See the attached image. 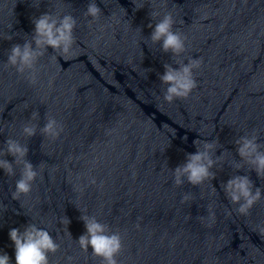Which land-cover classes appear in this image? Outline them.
<instances>
[{
	"label": "water",
	"instance_id": "obj_1",
	"mask_svg": "<svg viewBox=\"0 0 264 264\" xmlns=\"http://www.w3.org/2000/svg\"><path fill=\"white\" fill-rule=\"evenodd\" d=\"M139 2L145 6L134 11L132 0H96L103 14L89 25V0H0V147L10 136L28 144L34 166L42 162L19 201L11 199L19 169L16 177L0 169V254L11 264L9 231L29 222L59 244L49 264H69V257L71 264H100L76 242L85 232L81 213L120 233L118 264H264V199L245 216L220 188L249 167L237 172L243 161L235 140L256 130L264 142V0ZM151 10L172 13L174 30L186 37L185 62L202 60L186 99H163L158 74L172 61L147 39V25L160 18L151 20ZM47 11L77 19L76 43L67 58L49 48L31 84L6 66L7 55ZM35 111L31 123L42 127L47 114L63 126L58 139L22 135ZM215 138L216 155L223 153L215 179L175 186L171 170L196 152L193 140ZM250 178L264 186L255 172Z\"/></svg>",
	"mask_w": 264,
	"mask_h": 264
},
{
	"label": "clouds",
	"instance_id": "obj_2",
	"mask_svg": "<svg viewBox=\"0 0 264 264\" xmlns=\"http://www.w3.org/2000/svg\"><path fill=\"white\" fill-rule=\"evenodd\" d=\"M135 5L134 11L145 6L139 0H132ZM150 8L151 5L149 4ZM103 14L96 0H89L84 17L90 18L89 25L99 20ZM151 20L160 17L155 24L149 23L147 27L151 29L147 39L152 44H158L164 54H171V63L163 64V74H158L161 84L163 99L172 103L178 99H186L197 87L195 72L201 67L202 60L199 58L187 57V62L183 54L187 51L186 37L179 30H174L176 21L171 12H165L162 16L158 11L151 10ZM34 30L30 39L24 42L13 44L8 51L6 66L12 67L21 76H25L29 83H37V65L49 48L53 54L61 57H69L73 46L76 43L74 30L77 27V19L72 14H55L44 12L39 17L32 19ZM11 40V37H9ZM54 58V57H53ZM178 67H173V65ZM40 116L38 111L31 113L28 122L22 126V135L28 139L39 134L51 140L58 139L63 132V126L51 116L45 114V123L33 124L31 121L37 120ZM186 139V137H185ZM193 144L195 153H186L184 163L178 165L172 172V182L175 186L181 187L185 183L196 187L207 180L215 179V172L212 169L220 162L223 155H216L219 139L212 140L195 139ZM236 153L243 164H235L238 171H244V164H247V172L243 175L231 176L227 182L220 185L225 198L229 203L236 205V211L241 215H248L252 207L264 199V186L257 187L250 178V173L255 172L259 180H264V142L260 140V134L254 130L252 134L240 135L234 142ZM28 144L10 136L0 147V169L7 177H16L19 169V178L15 180L14 190L11 191V199L19 201L22 196H28L33 184L41 175V164L34 166L28 159ZM11 156L12 162L5 157ZM95 183V180H91ZM190 199L189 194L181 198L184 203ZM7 210V205H3ZM83 221L85 232L76 240L81 250L89 252L99 258L100 264H118L117 257L122 250V237L120 233L111 231L108 225L97 220L95 216L81 213L79 217ZM208 219L214 222L215 215L209 212ZM69 220L67 218V226ZM211 226V224H209ZM70 234V233H69ZM264 234V230H262ZM71 235V234H70ZM9 238L14 244L15 264H49V254H55L59 250L50 232L43 227H38L36 223L29 222L23 229L12 228L9 231ZM71 264V257L68 258ZM0 264H11L7 253L0 254Z\"/></svg>",
	"mask_w": 264,
	"mask_h": 264
}]
</instances>
